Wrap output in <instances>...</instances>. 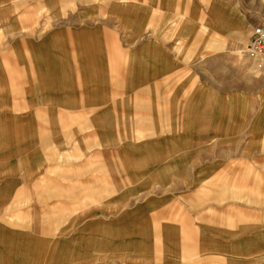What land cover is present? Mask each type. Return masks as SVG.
<instances>
[{
  "label": "crops",
  "instance_id": "obj_1",
  "mask_svg": "<svg viewBox=\"0 0 264 264\" xmlns=\"http://www.w3.org/2000/svg\"><path fill=\"white\" fill-rule=\"evenodd\" d=\"M240 4L0 0V204L18 190H53L57 206L71 193L67 207L78 208L67 222L85 225L73 230L84 254L128 260L112 264H264V224H212L205 200L218 190L209 181L255 159L220 134L228 115L264 111L255 65L216 58L209 72L199 57L189 71L175 35L165 37L231 32L243 42L264 15L243 20ZM255 117L249 132L258 134ZM80 190L92 197L83 212ZM4 225L0 264L6 247L15 253Z\"/></svg>",
  "mask_w": 264,
  "mask_h": 264
},
{
  "label": "rangeland",
  "instance_id": "obj_2",
  "mask_svg": "<svg viewBox=\"0 0 264 264\" xmlns=\"http://www.w3.org/2000/svg\"><path fill=\"white\" fill-rule=\"evenodd\" d=\"M241 3L239 5L241 12L248 13L246 16L241 14L243 20L252 19L254 16L257 19L263 17L264 0H241ZM257 22L250 23V20H248V23L251 25L245 26L247 28L244 31L246 40L243 42L238 41L236 35H232L233 33L231 32H201L196 33L194 39H189L190 33L167 32L165 37L173 38L175 35L174 50L176 61L181 67L188 68L189 71L194 68L197 62L196 59L199 57H202L206 61L208 60L207 70L209 72L212 70V67L214 68L210 59L233 56L249 57L255 65L254 85L256 91L261 93L264 91V64L262 61L261 63L256 62L255 60H260L258 58L255 59L256 56H253L246 49L251 27L256 26ZM235 48L238 50L236 51ZM211 73L209 76H211ZM255 106V108L259 107L258 102ZM244 116L245 114L241 112L238 120L235 115L231 118L228 115L226 119H223L224 126L220 127V134L233 136L235 139L233 144L234 150L240 151L241 154L245 151L252 152L255 159L251 160V163L240 161L239 176L224 174L214 177L213 180L209 181V189H218L217 191L209 190L205 197L209 207L207 210V220L212 224H264V122L258 134L249 132L250 127L254 126L253 117H255L256 122L264 121V111L257 113L255 110L254 112L246 113V116ZM227 123L232 125L233 129L227 128L225 126ZM213 131L219 133L217 128L213 129ZM208 134L214 135L213 132H208ZM44 184H49V181H46ZM59 195L60 201L58 206L56 201L57 195L53 190H32L28 192L18 190L13 193L9 201H1L0 222H4L7 225L4 226L9 227L10 230H14L13 236L9 237L11 240H14L15 247L14 254L8 253L6 247L4 255H1L3 263L112 264L115 262H128V260L124 259L120 261L116 260V258L109 255L90 256L84 254L87 251L86 249H88L84 248V246H87V243L86 241L85 244L80 240L77 241L75 237L77 234H73V230H83L85 225H72L67 222L70 221L78 207H75L74 213L71 206L67 207L72 202L71 193L60 192ZM89 198L92 197L88 191L80 190L78 192L76 201L79 203L80 212L86 209L84 206L90 202ZM99 199H101L100 195H98L97 200ZM231 205H236V208H230ZM238 209L240 210L239 216L236 214L232 218V212L235 211L234 213H236ZM225 210L229 211V214H224L223 211ZM153 242L152 247L157 249L158 242ZM5 244H7V240ZM37 246H40V248L36 251L37 253L41 252V255L34 253V248ZM74 251L76 255H73ZM10 257L11 259L9 260ZM134 259L136 260V258Z\"/></svg>",
  "mask_w": 264,
  "mask_h": 264
},
{
  "label": "built area",
  "instance_id": "obj_3",
  "mask_svg": "<svg viewBox=\"0 0 264 264\" xmlns=\"http://www.w3.org/2000/svg\"><path fill=\"white\" fill-rule=\"evenodd\" d=\"M247 51L253 55H258L264 64V24L256 25L250 33Z\"/></svg>",
  "mask_w": 264,
  "mask_h": 264
},
{
  "label": "bare ground",
  "instance_id": "obj_4",
  "mask_svg": "<svg viewBox=\"0 0 264 264\" xmlns=\"http://www.w3.org/2000/svg\"><path fill=\"white\" fill-rule=\"evenodd\" d=\"M247 46V45H246ZM246 49H247V47H246ZM253 56H258V55H253ZM258 57H260V56H258Z\"/></svg>",
  "mask_w": 264,
  "mask_h": 264
}]
</instances>
